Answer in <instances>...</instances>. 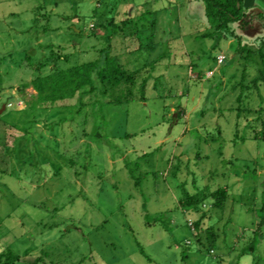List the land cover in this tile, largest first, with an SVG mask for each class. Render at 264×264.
<instances>
[{
  "label": "rangeland",
  "instance_id": "1",
  "mask_svg": "<svg viewBox=\"0 0 264 264\" xmlns=\"http://www.w3.org/2000/svg\"><path fill=\"white\" fill-rule=\"evenodd\" d=\"M254 1L245 0L249 17L264 10V0ZM147 10L145 20L156 17L153 51L130 54L121 31L111 43L125 64L151 76L145 100L19 102L36 93H20V84L47 46H63L61 67L99 59L111 32L101 22L148 26L137 21ZM207 26L200 1L0 0V250L20 255L13 264H264L249 230L264 198V138H253L254 114L240 110L264 106V83L238 100L264 60L240 54L234 38L214 46ZM234 27L250 48L264 37V18ZM204 186H226L228 204L236 201L233 219L212 198L204 202L215 239L192 231L189 219L200 213L180 203Z\"/></svg>",
  "mask_w": 264,
  "mask_h": 264
},
{
  "label": "trees",
  "instance_id": "2",
  "mask_svg": "<svg viewBox=\"0 0 264 264\" xmlns=\"http://www.w3.org/2000/svg\"><path fill=\"white\" fill-rule=\"evenodd\" d=\"M192 1H200L204 6L208 26L203 36L215 39L217 42L214 46L218 45L222 39L234 38L238 43L237 51L240 54L245 52L250 54L259 53V57L264 60V37L260 38L261 41L257 48H250L243 44L242 37L237 34L234 27V24H238L240 27L247 26L251 22V17L254 16L264 18V10L251 14L249 17V8L245 6V0ZM150 13L149 10L142 12L137 21L145 20ZM145 21L151 22V24L145 26L139 22L137 26L131 27L127 26L131 23L129 19L123 21L122 24H115L106 19L101 22L105 31L111 27V32L108 35L109 44L107 48L101 49L102 57L92 61L61 67L60 60H64V56L58 51L62 50L63 46L60 45L57 49L53 48V46H47L51 48L50 54L46 55L34 67L35 72L32 79L29 82L20 84V93H23L28 87H32L36 93L32 95L31 99L19 96V102L25 100L28 104V109H36L49 107L75 97L82 100L89 95L103 98L106 103H123L135 99L145 100L151 76L143 75L144 66L132 69L121 60L120 55L111 51L112 40L116 34H119V31L123 32L122 36H125L127 40H131V46L127 47L130 54H136L141 51H153L159 44L155 41L156 27L154 25L156 17L153 16L152 20ZM135 44L136 46H134ZM216 60L218 62V57H216ZM51 65L52 69L46 71L47 66ZM144 65L146 66L147 63ZM257 72L250 80V85L247 86L249 89L248 95L242 92L238 96L239 102L245 97L250 99L254 93L253 90L259 91L260 86L264 83V68H259ZM245 75L246 73H244L243 78L247 77ZM160 77L161 75L157 78L159 79ZM239 85H244V81L237 83L236 87ZM154 88H157V82L154 83ZM240 110L246 111L249 117L254 114L253 119H250L247 123V126L254 131L253 138H264V106H262V103L256 107L250 102L244 109ZM187 195L185 198L180 199L181 205L188 206L192 212L200 213L198 219H189L192 231L199 237L204 231L208 232L209 236L215 239L216 233L214 230L212 231L213 226H207V223L203 221L207 213L205 211L201 213V210L205 209L204 202L212 198L214 200L212 207L223 211L230 198L228 187L223 186L210 190L208 186H204L199 190L197 189L196 192ZM211 217L212 214L209 210V219ZM211 251L213 252V249ZM19 259L20 255L13 252L10 248L0 250V264H13ZM39 261L40 258L32 264H38Z\"/></svg>",
  "mask_w": 264,
  "mask_h": 264
},
{
  "label": "crops",
  "instance_id": "3",
  "mask_svg": "<svg viewBox=\"0 0 264 264\" xmlns=\"http://www.w3.org/2000/svg\"><path fill=\"white\" fill-rule=\"evenodd\" d=\"M257 3V4H256ZM254 4L256 6H259V4L262 5L261 1L260 0H255L254 1ZM240 198H242V195L240 194L239 196ZM243 199H240L239 200V203L238 205H242L243 206V210L246 211L247 209V206L245 205V203L242 201ZM235 200H233V204H228V201H227V204H226V208L227 210H229V213L232 214V217L231 219H233L235 213H236V206H235ZM232 203V202H231ZM245 207V208H244ZM258 209L259 213L257 215L259 219V222L257 223V226L256 227H252L250 228L249 230L253 231L254 232V235L253 237H251L252 239V243L250 245V248L254 251H257L258 254H260V258H263L264 260V198L261 199V202H260V205L259 207L257 206L256 208H254V210ZM244 229H247V227H245ZM243 236L242 235H238V239L236 240L235 242V247H232L231 248V251H234L237 249L238 247V244L240 243V241L242 240ZM227 258L229 257V253L228 255H225ZM221 260H223V263H227V260L221 258ZM230 264H236L235 261H231Z\"/></svg>",
  "mask_w": 264,
  "mask_h": 264
},
{
  "label": "built area",
  "instance_id": "4",
  "mask_svg": "<svg viewBox=\"0 0 264 264\" xmlns=\"http://www.w3.org/2000/svg\"><path fill=\"white\" fill-rule=\"evenodd\" d=\"M224 60H225V55H223V54H220V55L218 56V64H221V63H223V62H224Z\"/></svg>",
  "mask_w": 264,
  "mask_h": 264
},
{
  "label": "water",
  "instance_id": "5",
  "mask_svg": "<svg viewBox=\"0 0 264 264\" xmlns=\"http://www.w3.org/2000/svg\"><path fill=\"white\" fill-rule=\"evenodd\" d=\"M5 107V106H4Z\"/></svg>",
  "mask_w": 264,
  "mask_h": 264
}]
</instances>
